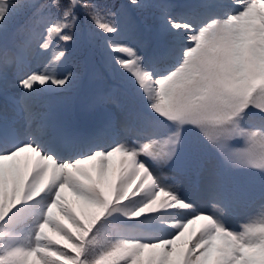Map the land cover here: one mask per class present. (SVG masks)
<instances>
[{
	"label": "snow or ice",
	"instance_id": "obj_1",
	"mask_svg": "<svg viewBox=\"0 0 264 264\" xmlns=\"http://www.w3.org/2000/svg\"><path fill=\"white\" fill-rule=\"evenodd\" d=\"M0 264H264V0H0Z\"/></svg>",
	"mask_w": 264,
	"mask_h": 264
},
{
	"label": "rangeland",
	"instance_id": "obj_2",
	"mask_svg": "<svg viewBox=\"0 0 264 264\" xmlns=\"http://www.w3.org/2000/svg\"><path fill=\"white\" fill-rule=\"evenodd\" d=\"M134 43V40L131 41ZM41 59L39 57L35 58L33 61V68H38L40 66ZM11 78V77H10ZM183 195L193 200L194 203L201 209H207L209 207L207 202L206 193L203 191L201 187H197L191 184H185L183 188ZM242 205L245 208L242 209ZM260 206L259 199H255L250 203H241L238 205L228 216L227 223L232 226L236 227L240 221L253 211V209L258 208Z\"/></svg>",
	"mask_w": 264,
	"mask_h": 264
},
{
	"label": "trees",
	"instance_id": "obj_3",
	"mask_svg": "<svg viewBox=\"0 0 264 264\" xmlns=\"http://www.w3.org/2000/svg\"><path fill=\"white\" fill-rule=\"evenodd\" d=\"M100 2H103V0H100ZM81 56H82V50H77L74 53V58L77 60L80 59ZM96 61H97V66H99V56L98 55L96 57ZM105 83L111 84V81H108L107 78L105 77ZM89 87H90L89 82L85 80L80 86V88L77 89L75 92L70 94L68 97H65L62 99L60 98L61 101L58 107L60 111H62V115L67 113V111H71L73 109V103L76 98H78L79 102L80 101L87 102L86 97H85V92ZM79 90L81 91V94ZM91 119L92 117L90 119H83V124L87 126L91 122Z\"/></svg>",
	"mask_w": 264,
	"mask_h": 264
}]
</instances>
